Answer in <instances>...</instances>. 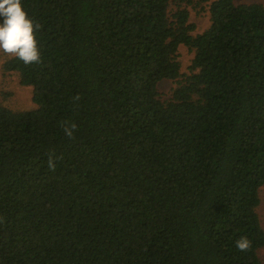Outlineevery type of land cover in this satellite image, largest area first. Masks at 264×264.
<instances>
[{
	"label": "trees",
	"instance_id": "1",
	"mask_svg": "<svg viewBox=\"0 0 264 264\" xmlns=\"http://www.w3.org/2000/svg\"><path fill=\"white\" fill-rule=\"evenodd\" d=\"M21 2L42 60L2 66L36 108L0 105V264H264V6L194 35V0Z\"/></svg>",
	"mask_w": 264,
	"mask_h": 264
},
{
	"label": "rangeland",
	"instance_id": "2",
	"mask_svg": "<svg viewBox=\"0 0 264 264\" xmlns=\"http://www.w3.org/2000/svg\"><path fill=\"white\" fill-rule=\"evenodd\" d=\"M214 0L208 2H194L187 7L190 14V23L196 27L194 35L204 32L210 23V15L208 6ZM237 4H252L259 3L264 6V0H236ZM13 56L8 55L0 50V105H3L13 111H30L36 108L33 102V90L31 87L20 84L19 77L16 74H5L3 72V63ZM194 58V53L184 45L179 47L178 61L181 65L183 74L190 73V66ZM177 87V81L163 80L158 88L163 99H168L171 96L172 90ZM261 205L258 209L262 225L264 227V187L260 191ZM260 256L264 263V250L260 252Z\"/></svg>",
	"mask_w": 264,
	"mask_h": 264
},
{
	"label": "clouds",
	"instance_id": "3",
	"mask_svg": "<svg viewBox=\"0 0 264 264\" xmlns=\"http://www.w3.org/2000/svg\"><path fill=\"white\" fill-rule=\"evenodd\" d=\"M0 50L15 56L25 65L39 64L42 60L37 32L41 25L30 18L22 6L21 0H0ZM78 100L79 97H74ZM76 124L64 125V132L72 138ZM48 167L55 170V163L50 157ZM251 241L247 237H241L236 241V248L241 252L251 249Z\"/></svg>",
	"mask_w": 264,
	"mask_h": 264
}]
</instances>
